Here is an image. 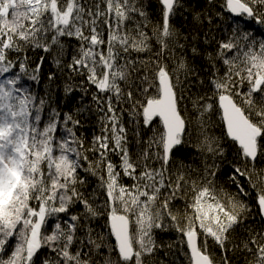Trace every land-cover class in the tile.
I'll use <instances>...</instances> for the list:
<instances>
[{"label":"snow or ice","instance_id":"obj_1","mask_svg":"<svg viewBox=\"0 0 264 264\" xmlns=\"http://www.w3.org/2000/svg\"><path fill=\"white\" fill-rule=\"evenodd\" d=\"M157 3L154 20L146 0H0V264H165L174 248L182 264L237 251L264 264V225L245 224L253 203L264 219V39L247 30L264 26V0H208L215 11L194 16L206 47H190L201 68L174 25L184 0ZM37 50L56 69L44 96L22 82L39 81ZM57 92L79 107L62 111ZM225 163L235 192L218 182ZM167 231L175 243L158 239Z\"/></svg>","mask_w":264,"mask_h":264},{"label":"trees","instance_id":"obj_2","mask_svg":"<svg viewBox=\"0 0 264 264\" xmlns=\"http://www.w3.org/2000/svg\"><path fill=\"white\" fill-rule=\"evenodd\" d=\"M146 3L149 4V12L154 13L153 19H158V15H155L159 12V4L157 3V0H146ZM185 8L186 10L178 14L174 18V25L177 29H179L184 35L188 36L189 39L187 42L181 41L182 43H186V48L188 49V57L189 60L193 61V64L197 68H201L204 65V61L200 57H193L190 52V47L192 45L197 46L200 49L205 48V44L203 42L205 33L209 32V26L205 22L204 24H200L198 21L194 19V16L197 13H208V12H214L215 9L210 8L208 4V0H184ZM230 22L229 17H225L223 21L216 20L214 22V26L211 28L212 34H214L217 39L220 38V36L223 34L220 29L227 28L228 23ZM194 26L193 29L191 26ZM241 27H244L242 24ZM247 30L252 32L254 38L257 42L264 39V26L260 24H256L254 21H249L247 24ZM196 33L200 36H197ZM193 37L195 39H193ZM215 45H212L214 47ZM211 50V48H209ZM30 62L32 64H35L40 61V58L43 56L44 63L41 68L39 81L33 82L32 80L28 79L27 77L23 78V85L27 88H29L31 91H33L38 96H44L45 93L49 91L50 85L48 82V73L56 71V69L53 67L51 63L50 57H48L45 53L37 50L36 52H29ZM13 71L18 72V69H14ZM11 75V73L6 74ZM4 77H0V79H3ZM199 86L193 84L191 87L192 92H196L197 88ZM89 101H86V103H89ZM54 103L65 112L73 111L77 107H79L80 101L78 94L74 95L72 98L65 99L62 95V92H57ZM83 123V127L80 130L81 133L90 140L92 138V135L94 132H97L98 126L95 125L96 117L91 114H86V116L80 117ZM214 121H217V123H214V126L212 128V131L216 136L222 135V127L219 125L218 117L213 118ZM223 145L226 149V155L227 160H233L235 155V148L231 144L230 141L227 139L223 140ZM132 150L135 151V145H132ZM178 161H183L186 165H191L192 167H198L200 164L199 157L195 154V152L191 151L188 148H182L180 152L177 155ZM230 171V169L227 167V164L225 163L222 165V171L218 174V182L227 190L230 192H235V187L231 184V181L228 179L227 173ZM95 186V178L89 179V188H93ZM254 217V219H253ZM246 225H250L253 228H259L261 225H264V219H261L260 215L258 214V209L255 207L253 203V212L252 216H250L246 221ZM245 235L244 229L241 228L238 230V233L236 234V239L238 240L241 236ZM158 239L166 242V243H175L177 239V234L174 231H167V232H158ZM160 258L165 261V264H182V259L180 257L179 251L174 248L173 253H170L168 256H164L163 253L160 254ZM233 264H245V256L243 253L237 251L233 257Z\"/></svg>","mask_w":264,"mask_h":264},{"label":"bare ground","instance_id":"obj_3","mask_svg":"<svg viewBox=\"0 0 264 264\" xmlns=\"http://www.w3.org/2000/svg\"><path fill=\"white\" fill-rule=\"evenodd\" d=\"M193 27H194V26L192 25L191 28L193 29ZM196 35H197V36H200V34L198 35L197 33H196ZM29 57H30V55H29ZM32 58H33V57H31L30 59H32Z\"/></svg>","mask_w":264,"mask_h":264}]
</instances>
